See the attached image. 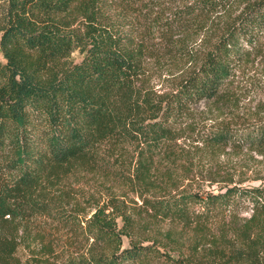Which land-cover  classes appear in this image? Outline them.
I'll list each match as a JSON object with an SVG mask.
<instances>
[{
    "label": "trees",
    "instance_id": "obj_1",
    "mask_svg": "<svg viewBox=\"0 0 264 264\" xmlns=\"http://www.w3.org/2000/svg\"><path fill=\"white\" fill-rule=\"evenodd\" d=\"M0 51V264H264V179L181 189L170 154L264 158V100L236 82L264 58V0H0Z\"/></svg>",
    "mask_w": 264,
    "mask_h": 264
},
{
    "label": "rangeland",
    "instance_id": "obj_2",
    "mask_svg": "<svg viewBox=\"0 0 264 264\" xmlns=\"http://www.w3.org/2000/svg\"><path fill=\"white\" fill-rule=\"evenodd\" d=\"M261 57H259V59L255 61L253 66L249 64L244 69L241 68L236 76V82L239 81L240 86H243L244 89L247 88L249 90V93L247 97H244L242 104L245 105L246 110H250L251 112L253 111L252 108H256L255 106L260 109L259 101L261 102L262 100H264V74L262 73V68L264 67V58L262 59ZM71 59L73 62H79L81 59V55L78 52H74L71 55ZM0 62H4L1 51ZM178 70L179 67L177 66L172 67L168 64H165L162 70V75L161 77H159L160 74L157 73V69L154 67V69L151 71L152 76H150L151 85H153V87L157 91L164 89V86H166L167 79L169 78V76L172 74L170 76L171 79L174 74L178 73ZM204 108H206L204 105H200L197 108V119L202 120V122H200L202 123L201 125L204 124L206 128H209L210 126L214 125L208 118L214 119L217 117L218 114L214 110V113L212 115L210 113H206V110ZM261 113L264 115V111H262ZM226 116H228V114H226V112L224 111L222 117L225 118ZM222 117H220L219 119H222ZM172 150L173 152H171L170 154H182L181 159L179 158V161H177L176 163L178 168L182 172L181 173L179 171L176 173V176L180 178L179 181L181 189L188 188L192 189L193 191L199 192H216L218 186L220 185V180L222 178L227 177V175L233 177L234 184L242 180H247L243 182V186H258L262 183L259 178L264 179V158L254 153L252 154V156L254 157L255 161L248 162L249 158L242 159L241 156L239 157L230 153L225 154L219 152H211L207 148L202 147L201 144L192 143V145H189L188 142L182 140L177 141V146H173ZM190 157L194 158V165L189 170V174H187V172H183L181 166L186 167V159H190ZM246 160V165H248V167L241 168L240 166ZM227 172L229 174H227ZM209 177H211V179H209ZM96 180L97 178H93V176H87L86 184L79 183L74 185V191L72 193L77 196L80 201H82V197L79 194V191L89 194L91 192H94V189H102L99 186V183H96L98 181ZM211 180H218L219 183L212 185ZM127 196L130 201H138V199L131 193ZM85 210L87 213V217H89L92 211L89 209ZM234 214H236L239 218H249L251 212L249 209L241 208L237 213ZM231 215L232 214L229 213L225 214V216L223 217L224 220H229V217H231ZM162 227H164L165 229H174L173 227H175L176 231H179V229H181V226H174L168 222L162 224ZM123 246H127L126 240H123ZM21 253L24 254L23 251H21Z\"/></svg>",
    "mask_w": 264,
    "mask_h": 264
}]
</instances>
